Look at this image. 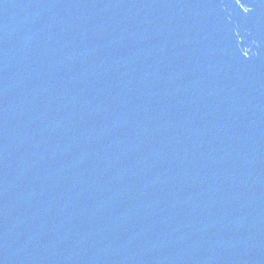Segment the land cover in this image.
<instances>
[{
	"label": "water",
	"instance_id": "95a60500",
	"mask_svg": "<svg viewBox=\"0 0 264 264\" xmlns=\"http://www.w3.org/2000/svg\"><path fill=\"white\" fill-rule=\"evenodd\" d=\"M0 264H264V0H0Z\"/></svg>",
	"mask_w": 264,
	"mask_h": 264
}]
</instances>
